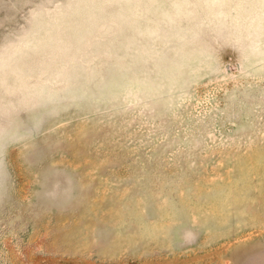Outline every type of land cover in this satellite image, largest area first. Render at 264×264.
I'll list each match as a JSON object with an SVG mask.
<instances>
[{
	"label": "rangeland",
	"instance_id": "374dc122",
	"mask_svg": "<svg viewBox=\"0 0 264 264\" xmlns=\"http://www.w3.org/2000/svg\"><path fill=\"white\" fill-rule=\"evenodd\" d=\"M3 264H264V0H0Z\"/></svg>",
	"mask_w": 264,
	"mask_h": 264
},
{
	"label": "crops",
	"instance_id": "0c3cea01",
	"mask_svg": "<svg viewBox=\"0 0 264 264\" xmlns=\"http://www.w3.org/2000/svg\"><path fill=\"white\" fill-rule=\"evenodd\" d=\"M0 264H3V260L2 259L0 260Z\"/></svg>",
	"mask_w": 264,
	"mask_h": 264
}]
</instances>
